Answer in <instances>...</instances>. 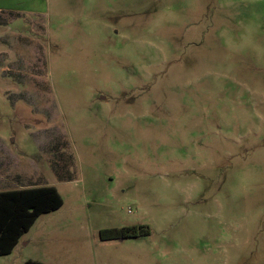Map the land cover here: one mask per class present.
I'll use <instances>...</instances> for the list:
<instances>
[{
  "label": "rangeland",
  "instance_id": "rangeland-1",
  "mask_svg": "<svg viewBox=\"0 0 264 264\" xmlns=\"http://www.w3.org/2000/svg\"><path fill=\"white\" fill-rule=\"evenodd\" d=\"M47 186L0 264H264V0H0V192Z\"/></svg>",
  "mask_w": 264,
  "mask_h": 264
},
{
  "label": "trees",
  "instance_id": "trees-1",
  "mask_svg": "<svg viewBox=\"0 0 264 264\" xmlns=\"http://www.w3.org/2000/svg\"><path fill=\"white\" fill-rule=\"evenodd\" d=\"M64 201L53 186L32 187L0 192V257L13 253L22 237L27 234L42 215L58 211ZM150 230L142 227H125L104 230L103 241L146 237ZM25 264H43L28 261Z\"/></svg>",
  "mask_w": 264,
  "mask_h": 264
},
{
  "label": "crops",
  "instance_id": "crops-1",
  "mask_svg": "<svg viewBox=\"0 0 264 264\" xmlns=\"http://www.w3.org/2000/svg\"><path fill=\"white\" fill-rule=\"evenodd\" d=\"M21 241V240H20ZM20 243V242H19Z\"/></svg>",
  "mask_w": 264,
  "mask_h": 264
}]
</instances>
